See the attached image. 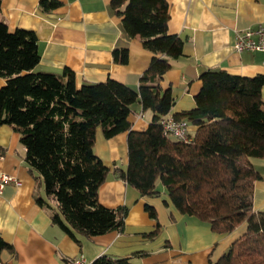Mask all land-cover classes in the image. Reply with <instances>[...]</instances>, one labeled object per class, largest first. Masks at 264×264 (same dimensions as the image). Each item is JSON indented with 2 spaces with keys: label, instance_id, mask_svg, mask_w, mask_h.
Listing matches in <instances>:
<instances>
[{
  "label": "trees",
  "instance_id": "trees-1",
  "mask_svg": "<svg viewBox=\"0 0 264 264\" xmlns=\"http://www.w3.org/2000/svg\"><path fill=\"white\" fill-rule=\"evenodd\" d=\"M49 10L59 0H40ZM127 35L139 36L152 56L134 89L113 78L77 84L74 72L35 68L40 59L32 29L10 30L0 20V125L19 134L24 161L45 197L51 221L71 237L121 231L127 208L102 205L98 189L108 166L94 151L95 133L127 132V166L117 174L141 195H158L163 186L175 209L206 220L212 230L228 232L246 222V230L208 264H264V211L253 208L254 182L260 173L251 156H264V75L243 76L224 69L200 74L195 105L175 113L196 126L188 140L165 135L159 117L174 103L160 80L172 60L183 54L184 40L167 29L166 0H111ZM125 63L127 49H113ZM138 102L153 115L143 130L131 127ZM52 200V204L49 202ZM156 219L155 210L146 205ZM171 218H173L171 214ZM158 225L145 234L152 238ZM12 245L0 235V252ZM92 264H134L130 256L102 254Z\"/></svg>",
  "mask_w": 264,
  "mask_h": 264
},
{
  "label": "crops",
  "instance_id": "crops-1",
  "mask_svg": "<svg viewBox=\"0 0 264 264\" xmlns=\"http://www.w3.org/2000/svg\"><path fill=\"white\" fill-rule=\"evenodd\" d=\"M59 1L58 6L44 10L40 0H0V20L10 30L23 27L35 32L40 52L36 69L61 73L69 68L77 84L113 78L135 89L152 53L139 36L127 35L111 0ZM166 1L167 29L184 40L183 54L172 60L160 80L162 89H170L175 98L169 113L195 105L194 95L202 85L200 74L207 69L264 75V51L233 48L237 31L264 25V0ZM124 47L127 61H115L113 49ZM4 83L0 76V86ZM261 96L264 109V84ZM152 115L135 102L128 118L133 129L143 130ZM195 129L188 123L189 136ZM94 151L108 166L98 200L107 207L127 208L123 228L91 236L76 232L71 237L37 202L45 192L25 164L19 134L8 124L0 125V172L20 181L7 182L0 191V235L12 245V250L0 252V264H70L78 256L93 261L102 254L130 256L134 264H208L246 230L243 222L231 231L217 232L206 220L178 212L160 184L158 195H141L116 171L127 166L126 131L105 137L98 127ZM249 159L260 173L254 182L253 208L264 211V156ZM146 205L153 207L156 219ZM155 225L159 227L156 235L145 236Z\"/></svg>",
  "mask_w": 264,
  "mask_h": 264
},
{
  "label": "built area",
  "instance_id": "built-area-1",
  "mask_svg": "<svg viewBox=\"0 0 264 264\" xmlns=\"http://www.w3.org/2000/svg\"><path fill=\"white\" fill-rule=\"evenodd\" d=\"M233 48L237 52L243 50L264 51V25L237 31ZM159 123L165 135H171L181 140L189 139L187 132L188 123L186 120L177 119L173 114L168 112L159 117ZM7 182L20 183L13 175L0 172V191ZM70 264H92V261L83 256H78L71 259Z\"/></svg>",
  "mask_w": 264,
  "mask_h": 264
}]
</instances>
